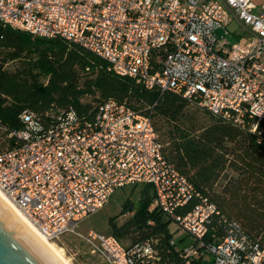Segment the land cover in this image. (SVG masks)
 <instances>
[{
	"label": "built area",
	"instance_id": "2783aa9c",
	"mask_svg": "<svg viewBox=\"0 0 264 264\" xmlns=\"http://www.w3.org/2000/svg\"><path fill=\"white\" fill-rule=\"evenodd\" d=\"M0 22L78 43L113 72L194 99L236 124L248 118L264 139V1L0 0ZM231 24L236 41L229 43L220 30ZM21 117L25 128L10 132L19 144L0 149V190L49 240L76 233L117 187L149 183L155 205L193 239L181 250L185 264L202 249L215 264H264V248L245 251L244 238L232 230L206 244L216 208L205 197L175 214L198 194L165 158L149 117L113 100L91 120L62 111L46 129L32 112ZM84 238L107 264L152 255L147 244L127 250L112 234L90 231Z\"/></svg>",
	"mask_w": 264,
	"mask_h": 264
},
{
	"label": "trees",
	"instance_id": "16d2710c",
	"mask_svg": "<svg viewBox=\"0 0 264 264\" xmlns=\"http://www.w3.org/2000/svg\"><path fill=\"white\" fill-rule=\"evenodd\" d=\"M109 100L151 119L165 158L198 194L175 214L188 213L201 197L215 205L206 244L232 230L244 238L245 251L264 248V139L251 131L250 119L236 124L194 99L113 72L104 58L78 43L35 37L0 22V149L19 144L10 132L25 128V111L46 129L62 111L91 120ZM133 185L139 186L138 196L125 203L129 217L112 235L127 250L151 248V256L139 255L133 264H185L181 250L190 236L174 237L172 219L155 205L151 184Z\"/></svg>",
	"mask_w": 264,
	"mask_h": 264
},
{
	"label": "rangeland",
	"instance_id": "374dc122",
	"mask_svg": "<svg viewBox=\"0 0 264 264\" xmlns=\"http://www.w3.org/2000/svg\"><path fill=\"white\" fill-rule=\"evenodd\" d=\"M253 1L259 2L261 0ZM232 27L233 25L231 24L220 30L229 43L236 41L235 36L229 32ZM239 32L242 33V30ZM138 190L139 186H134L133 184L117 187L109 200L101 208L78 222L75 228L76 233L64 234L50 241L70 264H107L98 253L90 252L91 244L84 237H87L90 231H96L103 235H111L114 226L121 224L129 217V212L125 211L123 206L127 201L132 202L137 198ZM169 226L174 237L185 235L173 222H170ZM188 239L190 243L193 242L192 238L188 237ZM214 259V254L203 251L199 259H196L193 264H200V262L203 264H215Z\"/></svg>",
	"mask_w": 264,
	"mask_h": 264
},
{
	"label": "water",
	"instance_id": "95a60500",
	"mask_svg": "<svg viewBox=\"0 0 264 264\" xmlns=\"http://www.w3.org/2000/svg\"><path fill=\"white\" fill-rule=\"evenodd\" d=\"M0 264H65L1 195Z\"/></svg>",
	"mask_w": 264,
	"mask_h": 264
},
{
	"label": "bare ground",
	"instance_id": "6f19581e",
	"mask_svg": "<svg viewBox=\"0 0 264 264\" xmlns=\"http://www.w3.org/2000/svg\"><path fill=\"white\" fill-rule=\"evenodd\" d=\"M0 195L9 203V205L19 214V216L30 226V228L48 245V247L65 263L70 264L69 261L55 248L54 244L43 235L26 217L25 215L2 193Z\"/></svg>",
	"mask_w": 264,
	"mask_h": 264
},
{
	"label": "crops",
	"instance_id": "0c3cea01",
	"mask_svg": "<svg viewBox=\"0 0 264 264\" xmlns=\"http://www.w3.org/2000/svg\"><path fill=\"white\" fill-rule=\"evenodd\" d=\"M262 1H264V0H261V1L257 2V3H261Z\"/></svg>",
	"mask_w": 264,
	"mask_h": 264
}]
</instances>
